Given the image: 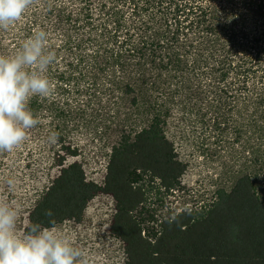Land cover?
I'll use <instances>...</instances> for the list:
<instances>
[{
    "label": "trees",
    "instance_id": "16d2710c",
    "mask_svg": "<svg viewBox=\"0 0 264 264\" xmlns=\"http://www.w3.org/2000/svg\"><path fill=\"white\" fill-rule=\"evenodd\" d=\"M37 29L57 55L55 92L32 98L40 123L0 153V197L19 209L20 231L81 223L107 195L124 264H264V202L248 173L208 208L160 222L154 240L135 214L144 177L169 192L186 171L170 130L251 132L249 153L264 148V0H35L0 30V55ZM97 138L109 148L102 183L77 160Z\"/></svg>",
    "mask_w": 264,
    "mask_h": 264
},
{
    "label": "rangeland",
    "instance_id": "374dc122",
    "mask_svg": "<svg viewBox=\"0 0 264 264\" xmlns=\"http://www.w3.org/2000/svg\"><path fill=\"white\" fill-rule=\"evenodd\" d=\"M170 132L171 136L174 134L177 150L186 162V171L177 189L169 192L159 188L158 180L153 184L144 177L147 200L135 214L146 236L155 239L160 222L173 218L187 207L195 211L208 208L218 189H231L238 177L245 173L251 175L256 194L264 202V148L256 151V156L249 153V142L253 140L249 139L251 132L244 131L238 139H235L238 135L232 132L225 133L223 139L217 134L192 132L189 128H175ZM108 152L109 148L98 138L83 148L82 156L77 160L83 164L88 179L102 183ZM114 208L110 196L98 195L88 204L81 223L66 221L55 228L83 250L87 264H124L123 243L110 233Z\"/></svg>",
    "mask_w": 264,
    "mask_h": 264
},
{
    "label": "clouds",
    "instance_id": "9594fccd",
    "mask_svg": "<svg viewBox=\"0 0 264 264\" xmlns=\"http://www.w3.org/2000/svg\"><path fill=\"white\" fill-rule=\"evenodd\" d=\"M34 2L0 0V30L18 22ZM47 40L48 34L37 29L14 54L0 55V153L18 149L28 140L29 130L40 123L30 107L32 98L51 99L55 92L47 73L57 55L49 50ZM57 138L53 132L49 141ZM6 183L14 187L12 179ZM18 213L17 207L0 197V264H87L83 250L55 227L26 220L18 231Z\"/></svg>",
    "mask_w": 264,
    "mask_h": 264
},
{
    "label": "built area",
    "instance_id": "2783aa9c",
    "mask_svg": "<svg viewBox=\"0 0 264 264\" xmlns=\"http://www.w3.org/2000/svg\"><path fill=\"white\" fill-rule=\"evenodd\" d=\"M160 189L164 191L163 188H160ZM186 206H189V204H186ZM186 210H190V211H191L192 209H191V207H187V208H185V210H181L180 212H182V211H186ZM180 212H179V213H180ZM177 214H178V213H177ZM167 219H171V218H167ZM167 219H165V220H167ZM163 221H164V220H163ZM161 222H162V221H161ZM159 229H160V227H159ZM158 233H159V230L156 231V234H155V235H158ZM142 234L146 236V231H145L144 229H143V231H142ZM148 238H149L150 240H154V239L150 238L149 236H148ZM155 238H156V237H155Z\"/></svg>",
    "mask_w": 264,
    "mask_h": 264
}]
</instances>
